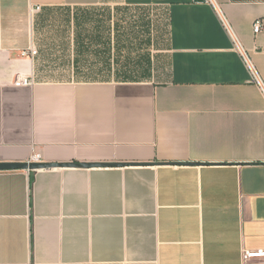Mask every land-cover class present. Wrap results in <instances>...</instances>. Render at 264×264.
I'll list each match as a JSON object with an SVG mask.
<instances>
[{
    "label": "crops",
    "instance_id": "obj_1",
    "mask_svg": "<svg viewBox=\"0 0 264 264\" xmlns=\"http://www.w3.org/2000/svg\"><path fill=\"white\" fill-rule=\"evenodd\" d=\"M211 1L0 0V163L133 164L0 171V264H264V0Z\"/></svg>",
    "mask_w": 264,
    "mask_h": 264
},
{
    "label": "built area",
    "instance_id": "obj_2",
    "mask_svg": "<svg viewBox=\"0 0 264 264\" xmlns=\"http://www.w3.org/2000/svg\"><path fill=\"white\" fill-rule=\"evenodd\" d=\"M209 1H210V3H212L213 6H215V4L211 0H209ZM37 10H40V8H37ZM221 19H222V23H223L226 31H228V33L230 35H233L232 28H231L228 20L226 19V17L225 16H221ZM262 31H263V22H262V20H258L254 24V33H255V35H258ZM235 44L239 48L240 54L244 58L246 64L249 66V68L253 72V69L250 67V63H249L248 56H247L246 52L241 48V46L237 42H235ZM36 53H37L36 50H31V54L32 55H36ZM24 55H26V53ZM253 75H254V79L257 81V83H258V85L260 87V90L262 91V94L264 95V84H262L260 82V80H258V77L256 76V74L254 72H253ZM31 84H33V81L32 80H28V79H23V80H21V81H19L17 83L18 86H29ZM29 162L38 163V162H42V161H41V159L39 157L33 156ZM243 257H244V262H246L248 260H264V249L245 250Z\"/></svg>",
    "mask_w": 264,
    "mask_h": 264
},
{
    "label": "water",
    "instance_id": "obj_3",
    "mask_svg": "<svg viewBox=\"0 0 264 264\" xmlns=\"http://www.w3.org/2000/svg\"><path fill=\"white\" fill-rule=\"evenodd\" d=\"M133 164L124 163H80V162H67V163H54V162H38V163H0V171L10 170H30L38 171L43 169L54 168H98V167H125Z\"/></svg>",
    "mask_w": 264,
    "mask_h": 264
}]
</instances>
